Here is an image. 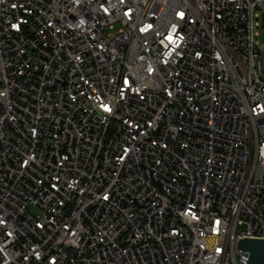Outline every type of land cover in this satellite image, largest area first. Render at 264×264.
I'll list each match as a JSON object with an SVG mask.
<instances>
[{"label": "built area", "instance_id": "obj_1", "mask_svg": "<svg viewBox=\"0 0 264 264\" xmlns=\"http://www.w3.org/2000/svg\"><path fill=\"white\" fill-rule=\"evenodd\" d=\"M263 7L0 0V264H239L264 240Z\"/></svg>", "mask_w": 264, "mask_h": 264}, {"label": "water", "instance_id": "obj_2", "mask_svg": "<svg viewBox=\"0 0 264 264\" xmlns=\"http://www.w3.org/2000/svg\"><path fill=\"white\" fill-rule=\"evenodd\" d=\"M239 264H264V240L243 239L238 243Z\"/></svg>", "mask_w": 264, "mask_h": 264}, {"label": "rangeland", "instance_id": "obj_3", "mask_svg": "<svg viewBox=\"0 0 264 264\" xmlns=\"http://www.w3.org/2000/svg\"><path fill=\"white\" fill-rule=\"evenodd\" d=\"M264 7L261 10V13H263ZM255 22H257L259 25L255 28V33L257 34L256 41L259 45V49L262 53H264V19L260 18L257 19ZM118 29L114 31L116 33ZM38 214V212H35Z\"/></svg>", "mask_w": 264, "mask_h": 264}]
</instances>
